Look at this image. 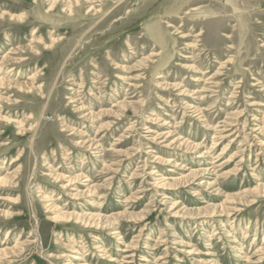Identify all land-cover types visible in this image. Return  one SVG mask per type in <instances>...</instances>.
<instances>
[{
  "label": "rangeland",
  "instance_id": "374dc122",
  "mask_svg": "<svg viewBox=\"0 0 264 264\" xmlns=\"http://www.w3.org/2000/svg\"><path fill=\"white\" fill-rule=\"evenodd\" d=\"M3 179L0 264H264V0H0Z\"/></svg>",
  "mask_w": 264,
  "mask_h": 264
},
{
  "label": "bare ground",
  "instance_id": "6f19581e",
  "mask_svg": "<svg viewBox=\"0 0 264 264\" xmlns=\"http://www.w3.org/2000/svg\"><path fill=\"white\" fill-rule=\"evenodd\" d=\"M34 76H35V74L32 75V76H30L29 79H31V78H35ZM202 155H203V154H202ZM4 181H5L4 179H3V180H0V183H2V182H4ZM59 216H60V215H59ZM62 217H63V216H62ZM210 239H211V238H210ZM79 258H80V257H79Z\"/></svg>",
  "mask_w": 264,
  "mask_h": 264
}]
</instances>
